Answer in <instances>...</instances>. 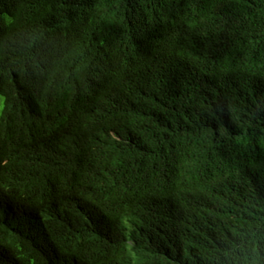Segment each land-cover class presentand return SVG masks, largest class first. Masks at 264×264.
Here are the masks:
<instances>
[{"label":"trees","instance_id":"obj_1","mask_svg":"<svg viewBox=\"0 0 264 264\" xmlns=\"http://www.w3.org/2000/svg\"><path fill=\"white\" fill-rule=\"evenodd\" d=\"M0 99V264H264V0H0Z\"/></svg>","mask_w":264,"mask_h":264},{"label":"clouds","instance_id":"obj_2","mask_svg":"<svg viewBox=\"0 0 264 264\" xmlns=\"http://www.w3.org/2000/svg\"><path fill=\"white\" fill-rule=\"evenodd\" d=\"M54 121H55V124L57 125V126H62V125H64L65 123L60 119V118H56L55 117V119H53ZM65 126V128H67V126L66 125H64ZM70 131V130H69ZM127 224L130 226V224L127 222ZM57 256L59 257V259L62 261V262H64V263H66V264H69V262H68V260H67V257L65 256V254H64V252H63V250L61 249H58V252H57ZM136 260V259H135Z\"/></svg>","mask_w":264,"mask_h":264},{"label":"rangeland","instance_id":"obj_3","mask_svg":"<svg viewBox=\"0 0 264 264\" xmlns=\"http://www.w3.org/2000/svg\"><path fill=\"white\" fill-rule=\"evenodd\" d=\"M1 101H2V99H0V112H1L2 107L4 106V103L2 104ZM132 256H133L134 260L137 258L134 253H132Z\"/></svg>","mask_w":264,"mask_h":264}]
</instances>
